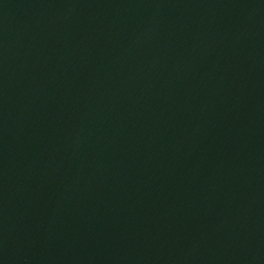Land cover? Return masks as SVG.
Returning a JSON list of instances; mask_svg holds the SVG:
<instances>
[{"label": "water", "instance_id": "1", "mask_svg": "<svg viewBox=\"0 0 264 264\" xmlns=\"http://www.w3.org/2000/svg\"><path fill=\"white\" fill-rule=\"evenodd\" d=\"M0 264H264V0H0Z\"/></svg>", "mask_w": 264, "mask_h": 264}]
</instances>
